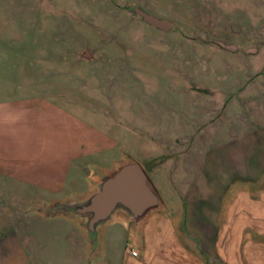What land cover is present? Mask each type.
<instances>
[{"label": "rangeland", "instance_id": "obj_1", "mask_svg": "<svg viewBox=\"0 0 264 264\" xmlns=\"http://www.w3.org/2000/svg\"><path fill=\"white\" fill-rule=\"evenodd\" d=\"M133 10L172 26L152 28ZM35 99L98 142L69 164L59 192L0 175V264H123L134 236L119 219L90 253L38 202L86 189L94 165L122 158L144 168L162 201L175 195L205 221L228 180L261 185L264 0H0V125L31 119L24 106L10 107L17 118L6 109Z\"/></svg>", "mask_w": 264, "mask_h": 264}, {"label": "crops", "instance_id": "obj_2", "mask_svg": "<svg viewBox=\"0 0 264 264\" xmlns=\"http://www.w3.org/2000/svg\"><path fill=\"white\" fill-rule=\"evenodd\" d=\"M14 105L26 107L34 123L29 121L32 118L27 121L26 114L21 125H0V131H8L2 139L0 137V175L45 192H59L69 164L93 152L97 136L94 131L82 132L74 127L70 119L65 120L62 110L43 99L23 105L10 104L6 110L11 115L10 107ZM119 162L115 161L111 168L94 165L85 178L86 189L62 198L41 200L38 204L86 196L93 191L97 173L110 171ZM254 178L238 175L223 184L209 221L201 220L200 215L189 216L175 195L176 200L170 195V205L163 202L173 216L168 217L164 209L152 212L140 225L134 243L126 247L123 264H264V192L261 190L264 182L259 185ZM201 200L205 199H186V202L198 206ZM59 218L74 225L83 247L88 249L80 223L71 218ZM116 219L128 227L123 217ZM108 231V225L101 229V245ZM128 250H135L137 256L132 257Z\"/></svg>", "mask_w": 264, "mask_h": 264}, {"label": "water", "instance_id": "obj_3", "mask_svg": "<svg viewBox=\"0 0 264 264\" xmlns=\"http://www.w3.org/2000/svg\"><path fill=\"white\" fill-rule=\"evenodd\" d=\"M148 26L168 31L172 22L156 18L141 10H133ZM163 201L144 168L129 158L110 171L97 173L93 191L75 200L56 201L41 209L46 216L71 218L80 223L88 250L100 249V232L111 220L123 217L133 234L147 216L161 209Z\"/></svg>", "mask_w": 264, "mask_h": 264}, {"label": "built area", "instance_id": "obj_4", "mask_svg": "<svg viewBox=\"0 0 264 264\" xmlns=\"http://www.w3.org/2000/svg\"><path fill=\"white\" fill-rule=\"evenodd\" d=\"M129 254L132 256V257H136L137 256V252L135 250H128Z\"/></svg>", "mask_w": 264, "mask_h": 264}]
</instances>
